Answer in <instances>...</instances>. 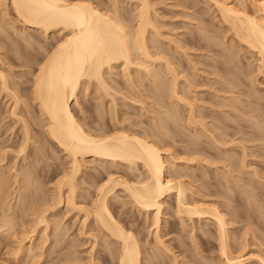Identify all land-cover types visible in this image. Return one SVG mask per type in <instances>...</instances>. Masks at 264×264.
<instances>
[{
	"label": "rangeland",
	"instance_id": "374dc122",
	"mask_svg": "<svg viewBox=\"0 0 264 264\" xmlns=\"http://www.w3.org/2000/svg\"><path fill=\"white\" fill-rule=\"evenodd\" d=\"M0 1H1L0 2V41H1L0 42V72L4 74V76L6 75L5 77H7L6 80H7L8 86H10L9 87L10 91H13L12 93H14V96L16 94L15 100L16 99L18 100V101L16 100L17 103H15L13 99L14 97L13 94L10 93L9 95L8 92H5L4 89L0 87V170H3L7 174V175L5 174V176L7 177H5L4 179L7 180V184L9 186L5 188V190L7 191V192L5 191L6 193L4 192L3 195H1L0 193V197L2 198L0 201L3 204L2 206L0 205V217H2V214L4 213L9 214L12 210L13 213L11 212L9 215H11L12 217L14 216L13 218L15 219V221H18L16 219L17 218L16 216H21L22 217L21 219H25L23 221V226H22V222L19 217L18 224L20 226L16 223L15 226H18V227L17 228L15 227L16 229L13 228L15 231L12 229L7 230V226L0 225V264H3V263L4 264L6 263L7 264H20V263L21 264H30V263L31 264H51L53 263V261L55 262L56 256L58 257L57 259L58 261L59 259H61L62 256L64 257L62 259H65L66 257V260H67V261L62 260L64 263L61 260L58 263V261L56 260L58 264H113L114 260L112 259V254H113V251L115 252L114 249H116L115 244H110V245L105 244V240L102 239L101 233L98 236H96V241H95V238L93 236L96 235V232H95L96 229H95V223L93 219L88 218L87 220L88 223L86 221L85 226H82L83 223L81 224V222H83L82 220L84 218L83 210L79 211V209H76V208L74 209L71 207L69 208L68 205H65V204L63 205V203H61L62 205L57 204L56 190H55L54 184L55 182L59 180V178L63 176V170L66 171V169H68V166H69L68 157L66 156L63 149L58 147L56 143L53 142L47 136L43 128L40 126L42 123L41 112L37 106L36 101L33 99V95H32V89H33L32 80H33V75H34L33 73L36 72V68L38 67V64L42 61L43 59L42 56L44 55L42 48L39 47V44H38L40 42H37V41H42V42L44 41L45 43L48 44L51 41L54 42V39L57 40L58 38H60L62 33L60 31L59 32L54 31V33L49 32L47 35L48 37H46L45 39L42 33L40 34V32H38L36 29L32 27L24 26L22 25L21 22L17 20L15 21V14L12 11V9L8 8L9 14L5 15L4 13L6 10V6L2 0ZM131 1H134V0H131ZM223 1H226V0H223ZM229 1H231L232 3L235 2L237 3L238 6L244 7L248 13L257 14V15L264 14V0H238V1L229 0ZM148 2L151 5L150 12L153 13V14L151 13V15L155 16V18L154 16L152 17L154 18L155 24L158 26V27L156 26L157 29L159 30L158 33L161 32L160 33L161 35L159 34L157 35V33L155 34L154 32L153 34L149 33V34H152L151 36L148 34L149 36L148 38L150 39L149 42L153 44V41H155V39L156 41L159 40L157 41L158 43L155 44L156 43L155 42L154 45L157 46L160 44L159 46L163 47V49H167V51L169 50V53L167 56L169 57V54H170V58L172 59L173 57L172 59L174 61L173 65L176 67L175 69H176V72L178 73L177 84H179V86H177V89H179L180 94L183 93L182 96L184 95V98L185 97L186 99L188 98V101L193 103V106H194L193 111H194V114L197 115L196 118L198 116H199L198 118H200V116H203L202 114H204L205 117H202L203 119L201 118V120L205 121L204 124H205V127H207L205 128L206 130H202L201 127H199V125L197 124L198 126L196 125L197 127L195 128H197L198 130L195 131L194 125L192 124L190 125L187 123L186 119H187L189 110L186 108L188 106L186 104L183 105V103L181 102L177 103L176 101H173V100L171 101L169 97L166 98V96L170 93L169 91H167L168 89L167 90L163 89L165 92L167 91V93L164 92L166 96L163 95L162 88L159 85L160 81L164 80L163 82L169 85L168 83L170 81V75H168L169 73H166V70L163 64L162 63L160 64L158 61H155L154 64L152 63L154 67H151V65L144 66L142 64H139V62L141 63V61L139 60H135L130 65H124L120 59H119L120 61L116 60L112 64L113 65L111 67L112 69L111 68L110 69L108 68L109 70L105 69L104 74H103V77L106 82V87H107L106 91L105 89L101 88L100 85H97V83L94 80L90 81L89 83H85L84 85H82L83 83H81V85H79V88L77 90L76 98L73 99L70 103L71 107L74 108L73 111H75L74 113L75 117L78 118V121H80L81 123H84L83 125L85 127H89L90 130H93V132L95 131L94 129H96V131H100V130L104 131L105 129H109L107 131L105 130L106 133H110V132L112 133L116 129L117 130L121 129L125 131L129 130L128 132H131V131L135 132L139 136H142V135L148 136L150 137V139L153 137L154 138V139L152 138L153 141L157 140L156 141V143L158 142L157 146L160 149V154L162 158L164 159L165 165L167 167L165 171V177L171 179L172 182H177V181L182 182L183 181L184 185H186L185 183H187L186 185L187 187L185 186L186 187V192H185L186 198L189 197L187 198V200H190V201L193 200L196 204H198L200 201L201 204L206 203L207 205H210V206H214V207L216 206V208L219 209L222 213H224V211L226 213L228 210V212L226 214L224 213V215L226 216L227 221L229 222V224H227L228 226L227 228L229 229L228 233L230 235L229 236V243L231 245L230 251H232L233 255H236L237 253L240 254L241 252L242 254H244V257H247V258H248V255L251 254V258H250L251 262L249 264H258L254 257L261 256L263 264H264V179H263L264 178V156L260 155L262 153L264 155V152H262L264 151V148H263L264 139L257 140L255 138L256 136H259L260 134L261 135L264 134V74L262 73V70L260 69L261 67H259V64L261 66L260 56H258V53L255 50H252V49L250 50V48H247L246 45H243L242 43L241 44L237 43V41H235L236 39H232L233 41L230 40V38L233 37L231 32L230 31L225 32L226 29L225 31H223L224 28L220 26V24L217 25L218 22L212 16L214 13L216 14V12H212L214 6L211 5L212 4L211 0H148ZM102 3H103V6H101L100 9L101 11L105 12L106 11L105 6L107 5L109 7V5H111V1L108 2V0H103ZM133 4H134L133 2H128L127 0H120V2L118 3L119 5L118 8L119 7L121 8V9L119 8L120 10L119 9L118 10L122 13L123 16L126 17V19L128 18L130 19L131 16L129 15L130 14L132 15V12H130L129 8L133 10V6H134ZM123 6L125 9L123 8ZM122 15L121 17H123ZM7 17L9 19H14L13 20L14 24L15 22L17 24L15 25L11 24L13 26L11 27L9 21L7 20ZM130 21L131 23L135 22V21L133 22L132 17ZM19 29L21 30L19 31ZM207 30L210 32H208ZM21 31H22V34H21ZM205 34L206 36H201ZM214 35H217L216 40L213 38L215 37ZM229 35H232V37ZM166 36L167 38L169 37V38H172V40L177 41V43L180 44V47L177 44L170 42L167 38H164ZM152 37H154L155 39H153ZM211 37L216 42H214V40H212ZM211 41L213 43H216V45L219 43V41L222 43V44L221 43L218 44L216 48H218L219 46L222 47V49L221 48H218V49H219V53L220 51L225 52V54L224 53L222 54L224 55L223 58L218 57L221 55V53L219 55L215 53L217 54L215 55L214 52L210 51L206 46L203 47V45H206L207 42H208L207 44H212ZM40 46H41V43H40ZM170 46L172 48H170ZM151 49L154 50V48H151ZM229 52L232 53L231 55L233 58L232 62H227L226 56L229 57L230 55ZM233 56L234 57L237 56L236 59ZM221 58L223 59L221 64L224 63L225 67H228V69L227 68L226 69L229 70L230 74L232 71H234L235 74L232 72L233 74L231 75L229 74L223 75L217 69L215 70L216 66L220 65V61L222 60ZM214 59H215V62H214ZM216 60L218 61V63ZM225 60L228 64L224 62ZM145 68H147L148 70ZM239 70L242 73H239ZM150 72L158 73L157 75L159 76V78H161V80L159 81V78H157V75L155 76L153 75V73L151 74ZM229 76L232 79L233 78L235 79L236 77L237 79L235 80L241 82L239 83L240 88L238 84V87H237L238 90L241 89L243 91H246L245 93L247 94H245V96L246 95L248 96V94L252 96L251 97L249 96L250 98L249 97L247 98L242 94L239 96V100H240L239 101L234 98V95L236 97L237 93L229 94V92H222V91L219 92V84H221L224 78H228ZM165 83H164V86H165ZM157 85L159 86L158 88H157ZM158 89H160V91ZM159 93L162 96H160ZM157 95H159L161 98ZM158 97L160 98L159 100L161 101L160 103L159 101H157ZM228 97H229V100H228ZM232 98L235 100H233ZM230 100H232L231 102H233L235 105L241 102L246 103V104L245 105L243 104L242 108H241L242 103L237 104L239 106V107L237 106L236 108L237 110L232 107H231V110H229L230 106H226L227 108L226 110L225 106L223 105H229L228 102H230ZM162 101L165 104L164 103L162 104ZM161 104L163 105L162 107H161ZM166 104L170 105V107H168V105ZM174 106L176 109V110H173L174 118L176 116L181 117V119L178 118L179 119L178 123H174L176 122L174 118L173 120L172 118H170V117H173V114H168L166 110L168 108V112H171L172 110L170 109L171 107L174 108ZM244 106H246L245 110H243ZM12 111H14L15 114L11 113ZM175 112L177 115L175 114ZM178 114L180 116H178ZM159 117H162L160 118L159 123L162 122L161 119H163V121L165 120L166 123L162 122V124H165L163 125L165 127H168V126L171 127V129L169 127L166 128L170 130H165V128H161L162 127L161 123L160 124L158 123ZM225 118L227 120H225ZM22 120L26 123L27 126L30 127L31 135H32L31 139L28 141L29 145L27 144V146L25 147V150H24L25 153L24 154L22 153V154L28 158L30 156H33L36 162L35 161L27 162L28 158H27V161L23 160L22 158H24V156L22 155L21 157L20 156L21 153L20 154L18 153L19 147H20V140L22 137V130H23ZM224 120L226 121V123H230L228 125L230 126L231 124L233 125V127L231 126V129L234 128L231 130L229 127L227 129V132H230V133L232 131L234 132L236 129L235 125H238L239 126L238 128L240 129V130L238 129V133H236V135L233 136L235 145L233 143L228 144V142L224 144L226 146L228 145L227 147L229 148H230V145L233 144L231 146V151H229L230 154H233L232 158L233 159L236 158V160L241 159L242 152H243L241 145L246 147L245 150L247 151V153H249V155L251 153L250 151H252L251 155L250 156L248 155L249 158L248 156H246L245 158L244 162L245 163L247 162L246 163L247 165L245 163L244 165L243 161L242 162L237 161V163L238 162L239 163L235 164L236 170L238 168H239L238 170H240L239 172L237 170L238 173L234 169L235 166L234 167L232 166V168H230L231 166H228L227 169L229 168L228 170H231V172L230 171H229L230 173L225 172V168H222L221 165L228 164V163L224 161L219 162V157L222 155L221 150L223 151L222 147L224 145L223 144H222L223 146L219 145L220 144L219 142L215 143L213 141L216 138V135H218L220 131V130H217L219 129L218 125L225 123ZM166 124H168V126H166ZM213 126L217 128L214 129ZM173 130H175L176 132ZM200 130L203 131L201 134H200L201 132ZM193 131L195 132L194 134H193ZM207 131L209 133H211L210 131H212V134L213 133L215 134V135L213 134V137L215 138H213L211 135L209 136ZM215 131L218 134H216ZM164 133H167V134H164ZM196 133L199 135H197ZM144 134H147V135H144ZM194 135L199 136L198 139L197 137H195L196 140H199L198 142L195 141ZM240 136H243V139L241 141H237V140H240L239 139ZM174 137H176V139ZM217 137L219 139V135ZM227 138L228 140L230 139L232 140V138L230 139L229 137ZM252 138H254V140H252ZM191 139L197 142V144L195 145L196 149L197 147L199 149L204 148L205 152L195 153V151H191V148H188V147H192V149H194L193 148L194 146L190 143L192 141ZM245 139H248V140L245 141ZM186 140L190 144H188ZM200 140L203 142V144L200 143ZM215 140L219 141L217 139ZM198 143L202 144V147L201 145L199 147ZM185 144L187 145L185 146ZM203 145L205 147H203ZM232 149H233V152H232ZM260 150L262 153H259ZM254 151L255 152L258 151L259 154L257 155V153H255ZM37 153L39 154V156L41 155L40 158H42V161H39L41 159L37 157L38 155ZM219 153H220V156H219ZM34 155L36 156V158ZM3 156H5V159ZM21 159L26 164V165L24 164V166L25 167L27 166V169H30L31 173L35 172V175L30 173V177L36 180L35 177L38 176L37 182H34V184L35 185H38L39 183L41 184V185L39 184V187H38V189L41 188V190L39 189L40 192L42 191L41 193L40 192L37 193L38 189L35 190V187L37 186L34 185L35 187H33V184L32 186L28 185L29 186V187L27 186L28 188L23 187L25 188V190H23V188L21 189L22 191L20 190L21 188L20 186H22L21 185L22 183L20 182L24 179L23 174L21 175L22 171L19 170L20 169L19 166L22 165L23 163V162L21 163ZM36 159H39V160H36ZM86 159H88L89 163L87 161V164L85 163L84 167L81 168L80 172L78 173L79 175L78 174L76 175V180H77V183L79 184V187H78L79 189H76L77 193H75V195L77 194V196L75 198V201L77 200L76 203L79 204V205L77 204L79 207L81 206L84 207L86 205L87 207L89 206L90 202L92 201L94 197L95 190H96L95 188L97 187L94 182H96L97 184H100L101 182H103L109 175L106 173L107 171L108 173H111L112 176H115L117 174L125 175V173L127 172L128 174L131 175V176L129 175L130 177L134 178V179L132 178L130 179L132 181L136 179L135 175L142 174V172L144 173V169L143 167H141L142 165L140 162L138 163L140 167L135 166V167H138L139 169L138 171L136 170L137 168L135 167L129 168V169L127 165H123L124 166L123 167L122 166L123 162H119L120 164L122 163L121 165L119 163L118 164L115 163L116 165L115 166L112 163L110 164V161H107V160L106 162H103V161L101 162L100 160L98 161V159H95V158L91 159V157L89 158L87 157ZM14 160H15V163H13ZM37 161L39 163H37ZM240 162L242 164H240ZM1 163L3 167L1 166ZM31 163L33 164L31 165ZM35 163L37 164V167ZM28 164L30 165L28 166ZM13 165H16V166L13 167ZM243 165L246 168H242ZM17 166L19 169L17 168ZM33 167L35 169H33ZM14 168H16L18 172H20L19 173L20 175L18 174L17 171H14ZM38 169L40 172L38 171ZM131 169H133L132 172H131ZM248 169L249 170L251 169V170L249 171ZM252 170H253V173H251ZM255 170H256L255 174L258 173V176L261 175L260 177H258L257 175L254 176ZM98 171H101V172L99 173ZM137 171L139 174H136ZM15 173L18 175H16ZM86 173L88 175H85ZM92 173H97L98 176L94 174L96 175L94 177ZM101 173H104V174H101ZM226 174L227 175L229 174V175L227 176ZM90 175H93L94 177L92 178L91 176V180L92 179L94 180L93 182L94 185L90 183ZM17 176L19 178H17ZM234 176L237 177V180L234 179L235 181L232 179V178H235ZM248 176L251 177V178L249 177L250 181L247 179ZM86 177L89 179V180L87 179L89 182L84 181L86 180L84 179ZM224 177L225 179H223ZM98 178H100L101 180ZM244 178H246V181H244L245 180ZM16 179H19L18 180L19 184H18V181H16ZM38 180L40 182H38ZM225 180L232 181V182L231 181L224 182L226 184L228 183V187L229 186L231 187V188H228L227 191H224L223 188H225V186L224 187L222 186L223 185L222 182ZM251 181H253V183ZM244 182H247V183L245 184ZM219 183L221 184L220 186H219ZM248 184H251L252 186L251 185L247 186ZM245 185L247 187H245ZM255 186L257 188H252ZM32 187L36 192L35 191L33 192ZM120 187L121 186L119 185L116 186L115 189L113 190L115 193L112 192V193H109L108 195L109 197L108 199L113 201L112 205L114 204L113 205L114 207L112 206L111 208V212L115 216L123 215L124 217L122 216V218H125L126 222L128 221L129 223L132 222L130 225L132 228H134L137 239L138 238H139L138 240L141 239V241L139 242V244L142 246L141 251L142 250L145 251L144 252L145 255H148L149 253L146 251V249H148L147 246H151L153 244L152 243L153 234L151 233V231L153 230L152 229L153 226L150 228L151 220L146 221L145 219L144 221L143 219L145 218L144 214L142 213L140 214V212L135 207L131 206L132 204L129 205L130 200H128V197L126 196V192L120 189ZM248 187H251V188H248ZM247 189L249 190V192ZM241 190H244L245 192ZM173 191H172L173 194H171L170 197H167V200L169 202L167 203V205L165 204V206H167V208L165 207L167 210H164L165 214L163 213L164 216H161L162 221L164 219L166 220L165 222L163 221L164 224L162 223V226H163L162 229H166L170 223L172 226V230H170L171 232H169L168 235L165 234L164 236H162L163 239L167 240V241L166 240L164 241L166 243L171 242L172 245L174 244L178 245L180 246L181 249L185 251L187 250L186 252L189 251L188 254L185 252L188 256L195 255L197 259L198 258L201 259L200 257L203 255L204 257L211 259L210 260L211 264H215V263L224 264V262H222L220 259L221 257L218 256L219 253L217 251L218 250L217 241L215 240L214 234L213 235L211 234L212 235L211 236L207 232L208 234L205 233L206 234L205 235L204 233L200 232L201 230L199 231V229H203V228L208 229L209 227L210 228L213 227L212 225L213 223L210 222L211 220L208 221L206 219L205 220L203 219L202 222L203 224L205 223V225L208 221V225L206 226L202 225L201 223L198 224L197 222L191 224V221L188 220L186 216H183V217H186L185 222L183 219L180 220V218L176 216L173 210H171L172 209L171 206L175 202ZM246 192H248L249 194H247ZM242 193L246 195H242ZM8 194H10L9 195L10 198L8 197ZM223 194L225 195V197L223 196ZM110 195L112 196V198ZM247 195H248L249 201L247 200L248 199L246 197ZM113 196H115L116 198ZM244 196L247 199H244L243 198ZM117 197H119V199ZM113 198H115L116 200L115 199L113 200ZM40 200H43L44 202ZM27 202L28 204L31 203L30 206L27 204ZM121 204L122 205L125 204V205L122 206ZM8 206H11V207H8ZM23 206H26V207H23ZM2 207L4 208L2 209ZM32 208L35 209L36 211L45 212L44 216L45 217L48 216L47 218H45L46 223H49V225L45 223H39L37 225L38 226L37 229L35 230L36 233L34 231V235H32V237L33 236L35 237L33 238L31 237L32 238L31 240L32 241L34 240L37 243L36 242L34 243V241L32 242L30 240L32 242L31 243L32 247H34V245L35 247L31 249L30 253L29 251H25V250H23L22 252H19V256H18V253H16L18 252L16 248L19 245L18 244L20 242L19 240H23V242H25L24 244L25 245L27 244V246L30 244L29 243L30 241L26 239L27 236L26 238L24 237V239L27 240L26 242V240L23 239V235L24 233H26V230H27L26 234H28L29 230L31 231V229H33L32 228L33 225H30V224L35 223L32 220V217L35 216L32 213L35 210H33ZM46 209H48L49 211ZM3 210H5V212H3ZM14 213L16 214V216L14 215ZM149 217L150 218L148 219H151V216ZM35 218L36 216L33 217V219ZM89 219H92V221L90 220L89 222ZM47 220H49L50 222L49 221L47 222ZM182 221L186 223L183 225L184 227L181 226V224L183 223ZM27 222L29 223V225ZM146 223H148V227ZM193 224H195L196 226L194 227L192 226L191 227L192 230H191L190 226ZM21 227H24V228L21 229ZM193 228L194 230L195 229L198 230V232H200L201 235L203 234L202 237L205 240L204 241L202 239L203 242H201V240L200 241L197 240L199 241V243L201 242V245L199 246V248H196V249L194 248L195 247L194 245L196 244L195 239L197 238H194L193 233L197 231H194L192 233ZM148 229H152L150 230L151 234L148 232ZM18 230L20 233L18 232ZM47 231L49 233L51 232L52 234L51 233L49 234ZM163 232H161V235L163 234ZM7 233L8 234L10 233V235H7ZM13 233H14V236H13ZM200 233H195V234H197L198 236V234ZM44 234H48L49 238L48 237L47 238L49 239V241L48 239L45 238ZM12 236L14 237V239H12ZM144 236L145 238H143ZM144 239H147V241L145 240L147 243L145 241L143 242ZM2 241L4 244L2 243ZM148 241H150V243L152 244H150ZM37 244L39 245V247ZM156 245L153 246L155 252L159 250V249L156 250V247H157ZM40 247L42 248V250ZM5 249L6 251H4ZM55 250H58V252ZM198 250L201 251L200 252L201 254H199ZM172 251L176 254L178 253V250L175 247L173 248ZM23 252H26V253H23ZM40 252L42 253V255ZM28 253L29 255H26ZM43 253H45V255ZM57 253L59 255H57ZM158 253L159 252H157L156 258L159 261H161V264H169L168 260L171 258V253H170V256H169V253L166 254L169 258L166 255L163 256L161 254L159 255ZM15 254L18 256V258ZM141 255L143 256V253ZM252 255H254V257ZM179 257L181 259V262L184 261L183 264H193V262L186 263L187 257L183 256L182 254L179 255ZM24 259L27 261H25ZM247 260H248L247 262L250 261L249 259Z\"/></svg>",
	"mask_w": 264,
	"mask_h": 264
},
{
	"label": "bare ground",
	"instance_id": "6f19581e",
	"mask_svg": "<svg viewBox=\"0 0 264 264\" xmlns=\"http://www.w3.org/2000/svg\"><path fill=\"white\" fill-rule=\"evenodd\" d=\"M2 1L4 2L5 6H6V10L4 13L5 15L9 14L8 8L12 9V11L15 14V21L17 20V21L21 22L22 25H24V26H28V27H32V28L36 29L38 32H40V34L42 33V35L44 36L45 39H46V37H48L47 35L49 32L54 33V31H58V32L60 31L62 33V34L60 33L61 34L60 38H58L57 40L54 39V42L51 41L48 44L45 43L44 41H43L44 42L43 43L42 41L36 40L37 42L41 43V46H40V43H38V44H39V47L42 48L44 55L42 54L43 59L38 64V67L36 68V72L34 71L35 73H33L34 75H33V80H32V84H33L32 95H33V99L36 101L37 106L41 112L42 123L40 122L41 123L40 126L43 128V130L45 131L47 136L53 142H55L58 147L63 149L66 156L68 157V162H69V164H68L69 166L67 165L68 169H66V171L63 170V176L61 178H59V180L57 182H55V184H54V187L56 190L57 204L62 205L61 203H63V205L64 204L68 205L69 208L70 207L73 209L76 208V209H79V211L83 210V213H84L83 217L84 218L82 220L83 222H81V224L83 223L82 226H85V222L88 220V218L93 219V221L95 223V229H96V231H95L96 235L93 236L95 238V241H96V236H98L101 233L102 239L105 240V244H108V245L115 244L116 249H114L115 252L113 251V254H112V259L114 260L113 264H161V261H159L156 258L157 252H159L158 253L159 255L161 254L163 256H165L168 253L170 256V253H171V258L169 259L170 262L168 260L169 264H183L184 261L181 262V259L179 257V255H181V254L183 256L187 257L186 263L193 262V264H211L210 258L204 257L203 255L200 257L201 259H199V258L197 259V257L195 255H194L195 257L192 255L188 256L187 254L189 253V251L186 252L187 250L185 251V250L181 249L180 246H178V245H175V244L172 245L171 242L166 243L164 241L166 239L162 238V236H164L165 234L168 235V233L171 232L170 230H172V226H171L170 222H169L170 223L169 226L166 229H162V227H163L162 223L164 224V222L166 220L164 219L163 220L164 222H163L161 220L162 219L161 216H164V214H165L164 210H167L166 209L167 206H165V204L167 205V203H169L167 200V197H170V195L173 194L172 193L173 190H174L173 196L175 197V198L174 197L173 198L175 199V202H174V204L172 203L173 204L172 206L171 205L170 206L172 207L171 210H173V212L176 214V216H178L180 218V220L183 219L185 222V218L187 217V219L191 221V224L197 222L198 224L201 223L202 225H205V223L203 224V222H202L203 219L204 220L206 219L208 221L211 220L210 222L213 223L212 224L213 227H211V228L209 227L208 229L207 228L199 229V231L201 230L200 232L204 233V234L207 232L209 233V235L214 234L215 240L217 241V248H218L217 251L219 253L218 256L221 257L220 259L222 262H224V264H249L251 262V260H250L251 254L248 255V258H247V257H244V254H242L241 252H240V254L237 253L236 255H233L232 251H230V249H231V247H230L231 245L229 243V236L230 235L228 233L229 229L227 228L228 227L227 224H229V222L227 221V218L224 215L225 211H224V213H222L219 209L216 208V206L215 207L210 206V205H207L206 203H202L203 204L202 205L200 203V201L198 204H196L193 200L192 201L187 200V198H189V197L186 198V195H185L187 183H185L186 185H184L183 181L182 182L181 181L172 182L171 179L165 177V171H166L167 167L165 165L164 159L162 158V156L160 154V149L157 146V144H158V142L156 143L157 140L153 141V139H154L153 137H152L153 139L151 138L152 139L151 140L150 137H148V136H143V135L139 136L135 132H132V131L128 132L129 130L125 131V130H121V129H119V130L116 129L112 133L111 132L106 133L105 130L107 131L109 129H105L104 131L103 130L101 131L98 128L100 131H96V129H94L96 132L95 131L93 132V130H90L89 127H85L83 125L84 123H81L80 121H78V118H76L75 114H74L75 111H73L74 108H72L70 105L71 101L76 98L77 90L79 88V85H81V83H83L82 85H84L85 83H89L90 81L94 80L97 83V85H100V87L105 89V91H106L107 87H106V82H105V79L103 77V74H104L105 69H108V68L110 69L113 66L112 65L113 62H115L116 60L120 59L124 65H130L135 60H139V61H141V63L139 62V64H142L144 66L151 65V67H154L153 64L155 63V61H158L160 64L161 63L163 64V66L166 70V73H169L168 75H170V81L168 83L169 85H167V83L163 82L164 80L162 81L161 78H159V76L157 75L158 73L152 72L153 75H155V76L157 75V78H159V81L161 80L159 85L162 88L163 95H165L164 94L165 91L163 89H165V90L168 89L167 91H169L170 93L168 94L169 96L165 95L166 98L169 97V99L171 101L173 100V101H176L177 103L181 102V103H183V105L186 104L188 106L186 108L189 110L188 116L186 119L187 123L190 125L191 124L194 125L195 131L198 130L197 128H195L198 125H199V127H201L202 130H206L205 128H207V127H205V124H204L205 121L201 120L202 117H205L204 114H202L203 116H200V118H198L199 116L196 118L197 115L194 114L193 103L188 101V98L187 99H186V97L184 98V95L182 96L183 93L180 94L179 89H177V86H179V84H177L178 73L176 72V69H175L176 67L173 65L174 64L173 63L174 61L172 60L173 57L171 59L170 54H169V57L167 56L169 53V50L167 51V49H163V47L159 46L160 44L157 46L154 45L155 42H156L155 44H157L158 43L157 41H159V40L156 41V39L154 37H152L153 39H155V41H153V44H151L149 42L150 41V39L148 38L149 33L153 34V32H154L155 34L157 33V35L158 34L161 35L160 34L161 32L158 33L159 32V30L157 29L158 26L155 24V21H154L155 16L151 15V13H152V12H150L151 5L148 2V0H134V1L127 0L128 2L134 3L133 4L134 5L133 10L131 8H129V6H128L130 12H132V15L130 14L129 16L132 17L133 22L135 21L134 23H131V21H130L131 17H130V19L129 18L126 19V17L123 16L122 13L119 11L121 9L120 7H119L120 9L118 8V6H119L118 3L120 2V0H108V2L111 1V5H109V7L107 5L106 6L104 5L105 9H106L105 12L101 11V9H100V7L103 6V3H102L103 0H2ZM211 1H212L211 5L214 6L212 12H216V14L212 13L213 14L212 16L218 22L217 25L220 24V26H222L224 28L223 31H225V29H226L225 32H227V31L231 32V34L233 35V37H232V35H229L232 37V38H230L231 41H233L232 39H236L235 41H237V43H239V44L242 43L243 45H246L247 48H250V50L251 49L255 50L258 53V56H260V59H261V61H260L261 66L259 64V67H261L260 69L262 70V73L264 74V14L257 15V14L248 13L244 7L238 6L237 3H235V2L232 3L229 0H228L229 2L227 0H226L227 2L223 1V0H211ZM123 8H124V6H123ZM121 15L123 17H121ZM152 16H154V18ZM4 17H6V16H4ZM7 20L9 21L10 25L14 24V21H13L14 19H9L7 17ZM15 24H17V23L15 22ZM12 25H11V27H13ZM20 30L21 29H19V31ZM221 30H222V28H221ZM22 31H21V34H22ZM208 32H210V31H208ZM152 34H149V35L151 36ZM201 36H206V34L201 35ZM214 36L215 37H213V38L216 40L217 35H214ZM158 37H160V36H158ZM162 38H163V36H162ZM164 38H167V36ZM213 38H212V40H214ZM157 39H159V38H157ZM167 39L170 42H173L180 47V44L177 43V41H174V40H172V38H169V37ZM38 40H40V39H38ZM215 40H214V42H216ZM207 43H206V45H203V47L206 46L210 51H213L214 54L217 53L219 55L221 53V55L218 56L219 58L224 57V55H222V54L223 53L225 54V52L220 51V53H219V49H218V48L222 49V47L219 46L218 48H216V46H218V44L221 43L220 41H219V43L217 42L218 43L217 45H216V43H213V42H212V44H207ZM151 48H154V50ZM170 48H172V47L170 46ZM217 54H215V55H217ZM231 55H232V53H230V55H229L230 58H232ZM229 57L226 56L227 62H232L233 58L230 59ZM236 57H234V58L236 59ZM222 61H223V59L220 61V65L216 66L215 70L217 69L223 75L224 74L225 75H227V74L231 75L233 73L235 74V72L232 70H230V71H232L233 73L231 72V74H230L229 70H227L228 67H225L224 63L221 64ZM214 62H215V59H214ZM224 62H226V60ZM217 63H218V61H217ZM136 64H138V63H136ZM160 66H162V65H160ZM228 66H230V65H228ZM158 67H159V65H158ZM147 68H145V69H147ZM239 73H242V72L239 70ZM5 76H4V74H2L0 72V85H1L0 87L3 88L5 92H8V94L10 95V93H12L13 91H10V88H9L10 86H8V83L6 80L7 77H5ZM232 77H234V76H232ZM235 79H237V78L235 77ZM235 79L234 78L232 79L230 76L228 78H224V80H222L221 84H219V92H221V91L222 92H229V94L237 93V96L235 97V95H234V98L239 100L240 95L243 94L245 96V94H247V93H245L246 91H243L241 89L238 90V88H237L238 84L241 82L236 81ZM164 83H165V86H164ZM219 83H220V81H219ZM158 87L159 86L157 85V88ZM239 88H240V84H239ZM160 89H158V90L160 91ZM167 91L165 93H167ZM12 94L14 96V93H12ZM15 96H16V94H15ZM15 96L13 97V99H14L15 103H17L16 102L17 99L15 100V98H16ZM157 96H159V95H157ZM160 96H162V95L160 94ZM249 96L251 97L252 95L248 94V96L246 95L245 97L248 98ZM159 97L157 98L158 99L157 101L160 100L161 97L160 98ZM235 99H233V100H235ZM228 100H229V97H228ZM231 101L232 100H230V102H228L229 105H223V106H225L226 110H227L226 106H230V108L229 107L228 108H229V110H231V107L236 109L238 106L237 104L242 103V102L237 103V101H236L237 104L235 105ZM160 102L161 101H159V103ZM163 103L164 102L162 101V104ZM162 104H161V107L163 106ZM219 104H221V103H219ZM243 104L245 105L246 103H242L241 108L243 107ZM166 105H168V104H166ZM168 107H170V105H168ZM172 107L170 110H172V111L176 110L175 106H174V108H172ZM245 107L246 106H244L243 110H245ZM166 110H167L168 114H173V117H170L173 120L174 111L168 112V108ZM219 110H221V109H219ZM11 113L15 114L14 111H12ZM175 114H176V112H175ZM206 114H208V113H206ZM225 114H226V112H225ZM11 115H13V114H11ZM178 116H180V115L178 114ZM160 118H162V117H159L158 123H159ZM178 118L181 119V117L176 116L174 118V120L176 122H174V123H178V121H179ZM225 120H227V119L225 118ZM225 120H224V122L226 123ZM161 121L166 123V121L165 120L163 121V119H161ZM22 122H23V126H22L23 130H22V137L20 140V147H19V152H18L19 154L21 153V155H20L21 157L25 153V151H24L25 147L27 146L28 141L32 137L30 127L27 126L23 120H22ZM162 122H160L161 126H162L161 128H165V130L171 129V127H169L168 124H166V126H168L170 129H166L168 127L163 126L165 124H162ZM225 123H222L220 125L217 124L219 126V129H217V130H220V131H219V134L216 133V131H215V133L219 135V139L217 137L218 135H216V138L213 137V134H214V133L212 134L213 129H212V131H210L211 133H209L208 131H207V133L209 134V136L211 135L213 138L219 140V141H216L215 139L213 140L215 143L219 142L220 143L219 145H222V144L224 145L227 142H228V144H230V143L234 144L235 142L233 140L234 139L233 136L236 135V133H238V129H239L238 127L239 126L235 125L236 126L235 128L237 130L235 129L234 132L232 131L230 133V132H227V129L229 127L231 129V126L233 127V125L231 124V126H230V125H228L230 123H226V124ZM216 128L217 127H214V129H216ZM232 129H234V128H232ZM202 130H200L201 131L200 134L203 132ZM173 131H175V130H173ZM194 133L195 132L193 131V134ZM164 134H167V133H164ZM144 135H147V134H144ZM195 135H194V139H195V141L198 142L199 140H196L195 137H197V139H198L199 136H195ZM197 135H199V134H197ZM263 135L264 134H262V135L260 134L259 136H256L255 138L257 140L258 139L259 140L264 139ZM212 137H210V138H212ZM227 137H229V139L232 138V140L231 139L228 140ZM174 138L176 139V137H174ZM239 139L240 140H237V141H241L243 139V136H240ZM189 140H190V138H189ZM246 140H248V139H245V141ZM252 140H254V138H252ZM195 141L192 140L190 142L194 146L193 147L194 149H192V147H188V146L187 147L191 148V151H195V153L196 152L197 153L198 152L204 153L205 152L204 148L199 149L197 147V149H196L195 145L197 144V142H195ZM250 141H251V139H250ZM187 143H188V141H187ZM190 143H188V144H190ZM200 143L203 144V142L201 140H200ZM202 144L198 143V146L200 147V145H201V147H202ZM240 144H241V142H240ZM186 145L187 144H185V146ZM232 145H230V148L227 147L228 145L227 146L224 145L223 146L224 148L222 147V149H223V151L221 150V154H222L221 156L222 157L220 156V153H219V156H220L219 162L224 161V162L228 163V164H222L221 165L222 168H225L226 173L229 171L231 172V170H228L229 168L227 169L228 166H231L230 168H232V166L233 167L235 166L234 169L236 170L235 164L239 163V162L237 163V161H241V162L243 161V164H244L246 156L249 155V153H247V151L245 150L246 147L241 145V147L243 149L241 159H238V160H236V158L233 159L232 158L233 154L229 153V151H231ZM206 146H208V145H206ZM203 147H205V146L203 145ZM219 147H221V146H219ZM261 148H262V146H261ZM42 150H43V148H42ZM232 152H233V149H232ZM250 152L252 153V151H250ZM262 152H264V151H262ZM262 152L260 150L259 153H262ZM4 153H3V155H4ZM206 153H208V152H206ZM251 153H250V155H251ZM255 153H257V155L259 154L258 151ZM260 155L264 156L263 153ZM40 156H39V154L37 155V157L41 160H39V159H36V160L42 161V158H40ZM249 156H248V158H249ZM3 157L5 159V156H3ZM87 157L88 158L91 157V159H93V158L98 159V161L100 160L101 162L102 161L106 162V160H107V161H110V164L112 163L113 165H115V163L118 164L119 162H123V164L121 163L122 166L127 165L128 169L133 168L135 166H139L138 163L140 162L142 165L141 167H143V169H144V173L142 172V174H139L138 173V171H139L138 167H135V168H137L136 170H138V171H137V173L136 172H134V173L139 174V175H135L136 179L134 181H132V180H130L132 178V177H130L131 175L128 174L127 172L125 173V175H122V174L118 175L117 174L115 176H112L111 173H108V171L107 172L105 171L109 175L108 176L106 175L107 178L103 182H101L100 184H97L96 182H94L93 179H92L93 180L92 181L91 176H92V178H94L96 175L98 176L97 173L98 172L100 173L101 171H98L97 173H92L93 175L96 174V175H94V177H93V175H90V183L93 184V182H94L97 186L95 188L96 190H95L94 197H93V199L90 202L88 207H87V205L84 207H82V206L79 207L78 206L79 204L76 203L77 200L75 201V198L77 196V194L75 195V193H77L76 189H79L78 188L79 184L77 183L76 175L80 172L81 168L84 167V164L85 163L87 164V161H88V159H86ZM27 158L28 157L24 156V158H22V159L27 161ZM35 158H36V156H35ZM22 159H21V163L22 162L23 163H22V165L19 166L20 169L17 166V168L20 171H22L21 175L23 174V176H24V179L21 177L23 180L22 181L20 180L21 181L20 183H22L21 184L22 186H20L21 187L20 190L23 187L28 188L29 187L28 185L32 186V184H33V187L37 186V187H35V190H37L40 183L38 185H35L34 182H37L38 176L35 177L36 180H34L33 178L30 177L31 171H30V169H27V166L26 167L24 166L25 163H24V161H22ZM33 161H35L34 157L30 156L28 158L27 162H33ZM16 162H18V161H16ZM93 162H94V160H93ZM241 162H240V164H242ZM2 163H1V166H2ZM13 163H15V160ZM37 163H39V162L37 161ZM88 163H89V161H88ZM32 164L33 163H31V165ZM29 165L30 164H28V166ZM101 165H103V164H101ZM244 165L242 168H246ZM14 166H16V165H13V167ZM33 166H35V165H33ZM30 167H32V166H30ZM36 167H37V164H36ZM33 169H35V168L33 167ZM41 169H43V168H41ZM36 170H37V168H36ZM36 170H34V171H36ZM132 170L133 169H131V172H132ZM237 170H236V172H237ZM248 170H246V171H248ZM253 170L251 173H253ZM14 171H17L16 168H14ZM38 171H39V169H38ZM239 171L240 170H238V172ZM255 172H256V170L254 171V176L255 175L258 176V173L255 174ZM19 173L20 172H18V174ZM134 173H132V174H134ZM5 174L6 173L3 170H0V193H1V195H3V193L6 191L5 188L8 186L7 180L4 179L5 177H7V176H5ZM18 174H16V175H18ZM31 174L35 175V172H33ZM101 174H104V173H101ZM85 175H88V174L86 173ZM260 176H258V177H260ZM87 177L84 178L86 180L83 179L86 182L89 180ZM225 177L223 179H225ZM249 177L250 176H248L247 179L250 181ZM17 178H19V177L17 176ZM100 178H101V176H100ZM100 178H98V179H100ZM132 179H134V178H132ZM227 179H228V177H227ZM232 179L237 180V177L232 178ZM244 179H245L244 181H246V178H244ZM18 180L19 179H16V181H18ZM228 181H231V180H228ZM228 181H226V180L223 182L221 181L223 183L222 186L223 187L225 186V188H227V189L223 188L224 191H227L228 188H231L230 186L228 187V183L227 184L224 183V182H228ZM38 182H40V181L38 180ZM236 182H238V181H236ZM247 182H244V183L246 184ZM251 182L253 183V181H251ZM18 184H19V181H18ZM251 184H248L247 186H249ZM118 185L121 186L120 189H122L123 191L126 192V196L128 197V200H130L129 205L132 204L131 206L135 207L140 212V214L141 213L144 214V216H145V218H143L144 221H145V219H146V221L151 220L150 221V223H151L150 228L153 226L152 227L153 230L148 229V232L150 233V230H152L151 233L153 234L152 238L154 240V241L152 240V243L154 245L152 243H150V241H148V242L150 244H152L153 246H155L157 244L156 250L159 249V250H157V252L154 251V248L151 245L153 249L151 248V246H147L149 251H148V249H146V251L149 254L145 255V253H144L145 251H143V250H142L143 252L141 251L142 246L139 244L141 239L140 240H138L139 238L137 239L135 230L130 225L132 222L131 223H129V221L126 222L125 218H122L123 215L122 216H115L111 212V208L114 204L112 205L113 201L108 199L109 198L108 195H109V193L114 192L113 190ZM220 185L221 184L219 183V186ZM247 186L245 185V187H247ZM33 187H32V189H33ZM25 188H23V190H25ZM248 188H251V187H248ZM252 188H257V187L255 186ZM39 189L41 190V188H39ZM39 189L37 190V193L40 192ZM221 189H222V187H221ZM35 190L33 189V192ZM30 191H31V189H30ZM241 191H244V190H241ZM245 191H246V189H245ZM248 192H249V190H248ZM248 192H246V193L249 194ZM9 195L10 194H8V197H9ZM21 195H23V194H21ZM114 195H116V194H114ZM242 195H246V194L242 193ZM223 196L225 197L224 194H223ZM113 197H115V196H113ZM246 197L248 198V195ZM246 197L244 196L243 198L247 199ZM4 198H5V196H4ZM111 198H112V196H111ZM115 198H113V200ZM117 198L119 199V197H117ZM1 199L2 198L0 197V200ZM39 199H41V198H39ZM250 199H251V197H250ZM247 200L249 201V198ZM40 201L44 202L43 200H40ZM5 202H4V204H5ZM21 202H23V201H21ZM0 203H1V201H0ZM27 204H28V202H27ZM30 204H28V205L30 206ZM204 204H206V205H204ZM0 205L2 206L3 204L1 203ZM123 205H125V204H123ZM33 206H34V204H33ZM8 207H11V206H8ZM23 207H26V206H23ZM3 208L4 207H2V209ZM21 210H22V208H21ZM33 210H35V209H33ZM46 210H48V209H46ZM25 211H27V210H25ZM3 212H5V210H3ZM7 212H8V210H7ZM11 212L13 213L12 210H11ZM227 212H228V210H227ZM15 213H14V215L16 216ZM42 213H44V214H42ZM46 213H47V211H46ZM9 214H5V213L2 214V217H0V225L1 226L5 225V226H7V230L8 229L14 230L13 228L18 227L15 225H16V223L17 224L19 223L18 222L19 217H20V220H21L22 226H23V221L25 219H21L22 218L21 216H16L17 217L16 219L18 221H15V219L13 218L14 216L12 217ZM32 214L36 216V218L33 219V217H35V216L31 215V216H33L32 220L35 222L33 224H30V225H33V227H32L33 229H31V231L29 230L28 234H26L27 233V230H26V233H24V235L26 234L25 236L21 233L23 235V239H24V237L26 238V236H27L26 239L29 241L33 237H35V236L32 237V235H34V231L37 229V227H38L37 225L39 223H45V224L49 225V223H46L45 218H47L48 216L47 217L44 216L45 212L35 210ZM167 214H168V212H167ZM149 216H151V219H148V218H150ZM183 216H186V217H183ZM27 217H29V216H27ZM30 219H31V217H30ZM92 219H89V222H90V220L92 221ZM126 220H127V218H126ZM48 221L49 220H47V222ZM208 221H207L206 225H208ZM184 222L181 224V226L186 224ZM87 223H88V221H87ZM146 224L148 227V223H146ZM28 225H29V223H28ZM192 226L194 227L196 225L193 224L190 226V228ZM183 227H182V229H183ZM198 227H196V228H198ZM23 228L24 227H21V229H23ZM48 229H46V230H48ZM204 229H206V230H204ZM191 230H192V228H191ZM194 231H197V232H194ZM18 232H19V230H18ZM97 232H99V233H97ZM161 232H163L162 235H161ZM200 232H198V230H196V229L194 230V228H193V231H192L193 236H194V238H197V239H195L196 240V242H195L196 244L194 245L195 249L199 248V246L201 245V242H203V240H204L202 237L203 234L201 235ZM14 233H13V236H14ZM35 233H36V231H35ZM192 233H191V235H192ZM195 233H200V234H198V236H197V234H195ZM137 234H138V232H137ZM7 235H10V233L9 234L7 233ZM209 235H207V236H209ZM13 236H12V239H14ZM44 236L46 239L49 238L48 234H44ZM4 237H5V235H4ZM53 238H54V236H53ZM143 238H145V236ZM26 239H24V240H26ZM5 240H7V239H5ZM27 240H26V242H27ZM145 240L147 241V239H144L143 242ZM197 240H199V241L201 240V242L199 243V241H197ZM19 241H20L18 243L19 245L17 244L18 247L16 248V250L18 251V252H16V253H18V256H19V252H22L23 250H25V251H29V253H30L31 249L35 247V245H34V247H32V244H31L34 240L33 241L31 240L32 242L30 241L29 242L30 244L28 246H27V244L26 245L24 244L25 242H23V240H19ZM48 241H49V239H48ZM17 242H18V240H17ZM35 242L36 241H34V243ZM39 242H40V240H39ZM42 242H44V241H42ZM2 243H3V241H2ZM45 244H46V242H45ZM54 245H55V243H54ZM140 246H141V248H140ZM38 247H39V245H38ZM174 247L178 250L177 254L172 251ZM41 250H42V248H41ZM4 251H6V249ZM55 251L58 252V250H55ZM52 252H54V251H52ZM141 252L143 253V256L141 255L142 254ZM200 252L201 251H199V254H201ZM10 253H12V252H10ZM23 253H26V252H23ZM29 253L26 255H29ZM45 253H43V254L45 255ZM49 253H50V251H49ZM155 253H156V255H155ZM41 255H42V253H41ZM57 255H59V254L57 253ZM18 256H17V258H18ZM252 256L254 257V255H252ZM40 257H42V256H40ZM62 258H64V257L62 256L61 259H59V261H58L57 260L58 257L57 256L55 257V259L58 261V263L60 262V260L61 261L62 260L67 261L66 257H65V259H62ZM254 258L256 259L258 264H263L261 256L260 257L256 256ZM247 259H249L250 261L247 262L248 261ZM38 260H39V258H38ZM56 260H55L56 263L53 261V263H51V264H58ZM25 261H27V260H25Z\"/></svg>",
	"mask_w": 264,
	"mask_h": 264
}]
</instances>
